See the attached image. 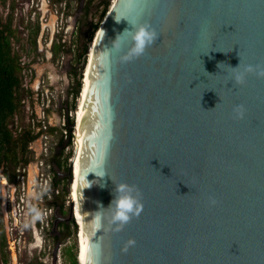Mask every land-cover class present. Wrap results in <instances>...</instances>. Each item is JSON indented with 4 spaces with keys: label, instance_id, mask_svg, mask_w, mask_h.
Masks as SVG:
<instances>
[{
    "label": "water",
    "instance_id": "95a60500",
    "mask_svg": "<svg viewBox=\"0 0 264 264\" xmlns=\"http://www.w3.org/2000/svg\"><path fill=\"white\" fill-rule=\"evenodd\" d=\"M144 22L158 37L126 59ZM90 49L75 190L84 264H264V77L235 84L229 67L264 65V0H113ZM66 174L70 193L72 161ZM120 182L143 205L123 226L109 206Z\"/></svg>",
    "mask_w": 264,
    "mask_h": 264
},
{
    "label": "rangeland",
    "instance_id": "374dc122",
    "mask_svg": "<svg viewBox=\"0 0 264 264\" xmlns=\"http://www.w3.org/2000/svg\"><path fill=\"white\" fill-rule=\"evenodd\" d=\"M112 1L109 0V6ZM99 2L100 0H0V14L3 17L10 14L12 17L16 36L12 41L23 66L22 86L25 90L31 86V92H22L20 112L10 119L9 126L17 132L25 123L34 131L38 130V122L44 129V121L47 125L60 127L64 140L62 158L67 165L66 169H56L53 166L66 181V190L58 198L59 202H63L62 210L53 207V223L57 219V223L61 220L65 225L62 228L56 226V230L52 232V224L50 233L49 230L38 232L40 222L37 212L42 206H48L44 203L45 200L38 205L36 190L30 192L28 189V194L21 202L18 185L22 169H25L29 182L33 169L38 173V161L34 158L36 154L38 158L42 155L44 136L40 135L36 137L34 144L32 142L34 151L26 153L30 160L27 164L20 163L14 172L9 170L5 175L0 170V177H5V181L13 185L11 188L8 184L0 183V234L3 233L5 237L3 249L6 258L5 262L0 259V264H71L74 254L78 258L79 224L76 223V218L69 217L71 199L66 174L72 143H68V137H64L63 125L66 126L65 109L73 124L75 110L81 101V95L78 93L75 96L72 89L77 80H80L79 92L83 90L87 65L82 68V60L88 56L84 54L79 59L77 53L89 23L99 20L102 7ZM46 74L51 75V82H48ZM44 110L45 113L42 112ZM45 135L47 151H44L47 153V160L59 146L54 136L47 133ZM51 189H48L49 199L52 198ZM12 200L13 211L10 207ZM52 236H55L54 239Z\"/></svg>",
    "mask_w": 264,
    "mask_h": 264
},
{
    "label": "trees",
    "instance_id": "16d2710c",
    "mask_svg": "<svg viewBox=\"0 0 264 264\" xmlns=\"http://www.w3.org/2000/svg\"><path fill=\"white\" fill-rule=\"evenodd\" d=\"M101 10L99 13V20L96 22H90L85 32L84 40L80 42V50L78 49L77 58H81L85 52H87L88 42L93 38L95 31L99 26V21L104 17L108 10L109 0H100ZM36 31V30H35ZM15 29L12 27V17L7 15L3 17L0 14V170L3 171L4 175L7 171L14 172L20 163L22 165L27 164L30 160L26 153L34 151L31 148V143L36 137L47 133L50 136L55 137L59 149L46 160L51 164V170L53 172V178L45 190L44 194H47L48 189L51 187V196L45 198L44 203L52 205L55 208L62 210L63 202H59V195L63 194L66 190L65 177L59 176V172L56 169H66L67 165L65 159L62 158L63 142L60 127L47 125V128L42 129L40 122H38V130L34 131L30 128L28 123H25L22 129L17 132L11 129L9 126L10 119L13 118L16 113L20 112L22 105V92H31V86L26 90L22 86V70L23 66L19 60V54L14 49L12 39L15 38ZM58 48V44H57ZM88 56V55H87ZM87 62V61H86ZM82 87V85H81ZM80 80H77L75 87L72 92L75 96L79 93ZM81 91V90H80ZM72 120L67 118L66 127L70 130ZM70 142V138L67 139ZM27 154V155H28ZM55 166V167H53ZM56 190V192L54 191ZM53 191L55 193H53ZM38 205H41L38 202ZM65 225L64 221H58L57 228H62ZM55 236H52L54 239ZM4 234H0V250L2 259L5 262L3 246L5 245ZM77 256V255H76ZM75 254L72 256L71 264H77L78 258L76 259Z\"/></svg>",
    "mask_w": 264,
    "mask_h": 264
},
{
    "label": "clouds",
    "instance_id": "9594fccd",
    "mask_svg": "<svg viewBox=\"0 0 264 264\" xmlns=\"http://www.w3.org/2000/svg\"><path fill=\"white\" fill-rule=\"evenodd\" d=\"M133 30L131 31V40L133 41L130 49L129 56L126 59H130L131 56L141 55L146 46L151 45L158 37L157 31L152 28L147 22L134 23ZM234 70L231 76V82L235 84H243L249 74L254 73L257 77H264V65L261 64H243L240 62L231 67ZM233 111L236 114V118H242L244 116V105L237 104L234 106ZM115 192L117 195L113 196L109 202V206L113 207L111 220L119 222V226L127 223L131 216L138 215L142 210V203L139 199V189L135 185H130L125 182H120L115 185ZM210 203H215V200H210ZM129 244L134 243L133 240L128 241Z\"/></svg>",
    "mask_w": 264,
    "mask_h": 264
},
{
    "label": "built area",
    "instance_id": "2783aa9c",
    "mask_svg": "<svg viewBox=\"0 0 264 264\" xmlns=\"http://www.w3.org/2000/svg\"><path fill=\"white\" fill-rule=\"evenodd\" d=\"M58 17H59V15H58ZM42 112L45 113V110ZM75 114H76V110H75ZM64 117H65V121L67 122V118H69V117L66 113V109H65ZM71 126H70L71 129L69 130L66 126L63 125L64 137L70 138V141L72 143V153L68 157L69 162L72 159L73 151L75 150V146H76V117H75L74 123L71 124ZM43 128L44 129L47 128V124L45 121L43 122ZM43 136L45 138V140H43V149L45 151H47V142H46L47 136L45 134ZM44 150H43L40 158H38L39 159L38 160V173L36 170L37 183H36L35 190H36V193L38 195L37 203L43 202V200H45L46 197L50 198V194L48 192H47V194H44V190H45V186H47L49 183H51L52 178H53V172L51 170V164L46 162L45 157L47 156V153H45ZM18 178H19L18 185H19L20 190H21V196H19V198H20L21 202H23L24 201L23 198L28 194V184H29L28 176L25 173V169H22V173L20 174V176ZM34 204H35V202H34ZM53 207L54 206H52V205L42 206V208L37 212L38 213V220L40 222L39 230H38L39 232H43V231L46 232L47 230H49V233H50V228H51V226L53 224V220H54Z\"/></svg>",
    "mask_w": 264,
    "mask_h": 264
},
{
    "label": "bare ground",
    "instance_id": "6f19581e",
    "mask_svg": "<svg viewBox=\"0 0 264 264\" xmlns=\"http://www.w3.org/2000/svg\"><path fill=\"white\" fill-rule=\"evenodd\" d=\"M91 49L89 50L88 54V59H87V67L85 70V85L83 86V90L81 93V101L79 105L77 106L76 109V146H75V154L73 155L72 158V175H73V180L72 183L70 184V198L74 202V218H76V223L79 224V231H78V245H79V253H78V258H79V264H84L85 263V255L81 251V224H80V212H79V206L78 202L76 199V193L75 190L77 189V176H76V167H77V161H78V156H79V150H80V145H81V136H82V131H81V119L83 118V102L85 100V90H86V85L89 83V61H90V55H91Z\"/></svg>",
    "mask_w": 264,
    "mask_h": 264
},
{
    "label": "flooded vegetation",
    "instance_id": "af4514ba",
    "mask_svg": "<svg viewBox=\"0 0 264 264\" xmlns=\"http://www.w3.org/2000/svg\"><path fill=\"white\" fill-rule=\"evenodd\" d=\"M32 142H33V144H34V143L36 142V139H35V141H32ZM31 144H32V143H31ZM31 148H33L32 145H31ZM33 149H34V148H33ZM34 159H35L36 161H38V156H37V154H36V156H35ZM35 172H36V170H35ZM1 181H2V182H1ZM6 181H7V180H6ZM6 181H5V177H2V178L0 177V183L8 184ZM8 185H10L11 188H12V186H13V185H11V184H8ZM2 198H3V200H5L4 195H2ZM13 203H14V202H13V200H12L11 203H10V207L13 206ZM11 211H13V208H12V207H11ZM36 230H37V229H36ZM38 232H39V231H38ZM37 234H39V233H37ZM0 256H1L0 259L3 261V259H2L3 256H2L1 253H0Z\"/></svg>",
    "mask_w": 264,
    "mask_h": 264
},
{
    "label": "crops",
    "instance_id": "0c3cea01",
    "mask_svg": "<svg viewBox=\"0 0 264 264\" xmlns=\"http://www.w3.org/2000/svg\"><path fill=\"white\" fill-rule=\"evenodd\" d=\"M57 45V44H56ZM46 76L48 77L47 79H48V82H51L52 81V77H51V75L50 74H46Z\"/></svg>",
    "mask_w": 264,
    "mask_h": 264
}]
</instances>
